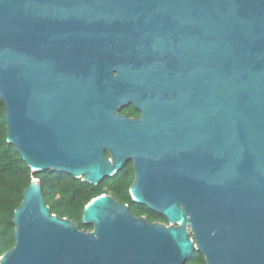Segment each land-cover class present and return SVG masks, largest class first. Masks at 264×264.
Returning a JSON list of instances; mask_svg holds the SVG:
<instances>
[{"label":"water","instance_id":"1","mask_svg":"<svg viewBox=\"0 0 264 264\" xmlns=\"http://www.w3.org/2000/svg\"><path fill=\"white\" fill-rule=\"evenodd\" d=\"M6 140L93 185L80 229L32 177L0 264H264V0H0ZM132 103L138 119L118 112Z\"/></svg>","mask_w":264,"mask_h":264},{"label":"trees","instance_id":"2","mask_svg":"<svg viewBox=\"0 0 264 264\" xmlns=\"http://www.w3.org/2000/svg\"><path fill=\"white\" fill-rule=\"evenodd\" d=\"M5 108L0 100V254L14 244L13 211L22 200L23 190L32 177L39 178L42 195L51 213L73 220L80 229L91 230L92 225L81 219L84 206L94 197L111 193L118 201L130 203L129 187L134 178L132 161L99 184L53 169L32 172L14 146L6 140ZM200 253H195L184 264H204Z\"/></svg>","mask_w":264,"mask_h":264},{"label":"flooded vegetation","instance_id":"3","mask_svg":"<svg viewBox=\"0 0 264 264\" xmlns=\"http://www.w3.org/2000/svg\"><path fill=\"white\" fill-rule=\"evenodd\" d=\"M118 112L129 117V118L138 119L141 117V111L138 110L137 108H135L132 103L124 104L120 109H118ZM132 167H133V165H132ZM103 194L111 195V193H103ZM129 195H130V193H129ZM111 196H113V195H111ZM118 202H120V201H118ZM120 203H122V202H120ZM122 204L127 205L128 209L132 215H134L136 217H143L147 223H160V224H163L165 226H169L170 224H172L163 214L148 208L144 204L135 202L131 198V195H130V203L127 202V203H122ZM195 253H200L203 256V254L201 252L194 249L192 254L190 255V257H192ZM203 258H204V256H203ZM204 262H205V259H204ZM204 264H206V262Z\"/></svg>","mask_w":264,"mask_h":264}]
</instances>
